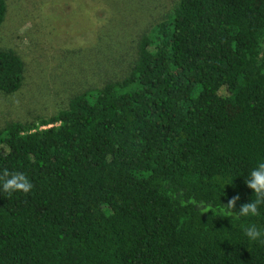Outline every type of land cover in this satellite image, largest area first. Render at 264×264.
Listing matches in <instances>:
<instances>
[{
  "label": "trees",
  "instance_id": "16d2710c",
  "mask_svg": "<svg viewBox=\"0 0 264 264\" xmlns=\"http://www.w3.org/2000/svg\"><path fill=\"white\" fill-rule=\"evenodd\" d=\"M5 12L0 0V26ZM263 43L264 0H178L122 79L1 129L0 173L33 188L0 187V264H264V242L245 236L264 231V204L254 217L223 208L255 200ZM23 74L0 47V92Z\"/></svg>",
  "mask_w": 264,
  "mask_h": 264
},
{
  "label": "rangeland",
  "instance_id": "374dc122",
  "mask_svg": "<svg viewBox=\"0 0 264 264\" xmlns=\"http://www.w3.org/2000/svg\"><path fill=\"white\" fill-rule=\"evenodd\" d=\"M4 2L0 47L22 60L24 79L16 93L0 92V130L48 119L73 96L122 79L137 57L140 37L178 0Z\"/></svg>",
  "mask_w": 264,
  "mask_h": 264
},
{
  "label": "clouds",
  "instance_id": "9594fccd",
  "mask_svg": "<svg viewBox=\"0 0 264 264\" xmlns=\"http://www.w3.org/2000/svg\"><path fill=\"white\" fill-rule=\"evenodd\" d=\"M245 183L246 186L252 190L255 200H250V202L241 205L239 211L235 214H233V209L240 198L239 195L233 196L228 201L226 207L222 206L230 210L231 215L236 218L259 215L260 205L264 204V161L260 162L251 170ZM0 187H2L3 192L8 193L9 196L16 192L29 194L33 188L25 174L19 172L9 173L7 169L0 173ZM245 236L253 242L257 240L264 242V231L257 228L254 224L245 229Z\"/></svg>",
  "mask_w": 264,
  "mask_h": 264
}]
</instances>
